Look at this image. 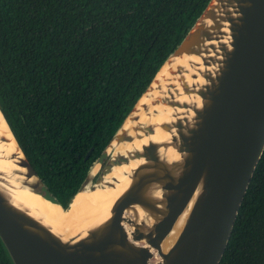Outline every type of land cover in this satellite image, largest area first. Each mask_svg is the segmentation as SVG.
Listing matches in <instances>:
<instances>
[{
	"label": "water",
	"instance_id": "obj_1",
	"mask_svg": "<svg viewBox=\"0 0 264 264\" xmlns=\"http://www.w3.org/2000/svg\"><path fill=\"white\" fill-rule=\"evenodd\" d=\"M0 114L17 148L0 152L18 168L0 169V243L11 264H219L264 150V0H208L66 207ZM20 189L65 212L79 193L117 194L65 235Z\"/></svg>",
	"mask_w": 264,
	"mask_h": 264
},
{
	"label": "trees",
	"instance_id": "obj_2",
	"mask_svg": "<svg viewBox=\"0 0 264 264\" xmlns=\"http://www.w3.org/2000/svg\"><path fill=\"white\" fill-rule=\"evenodd\" d=\"M207 2L0 0V109L63 207ZM219 264H264V150Z\"/></svg>",
	"mask_w": 264,
	"mask_h": 264
},
{
	"label": "bare ground",
	"instance_id": "obj_3",
	"mask_svg": "<svg viewBox=\"0 0 264 264\" xmlns=\"http://www.w3.org/2000/svg\"><path fill=\"white\" fill-rule=\"evenodd\" d=\"M156 119L158 120L159 118ZM162 135V133H159L158 137ZM0 137L5 138L4 141H0V152H4L5 155L17 153V148L15 147L1 114ZM0 169L10 173L11 170L18 168L13 164V161L0 158ZM115 190L116 189H102L92 193H79L66 212L62 211L59 206L51 204L42 199L39 195L27 190L20 189L17 191V195L23 202L42 213L46 220L57 230L62 231L65 235H72L78 229L85 227V225L96 219L101 210L110 207L117 194Z\"/></svg>",
	"mask_w": 264,
	"mask_h": 264
},
{
	"label": "flooded vegetation",
	"instance_id": "obj_4",
	"mask_svg": "<svg viewBox=\"0 0 264 264\" xmlns=\"http://www.w3.org/2000/svg\"><path fill=\"white\" fill-rule=\"evenodd\" d=\"M89 149H90V148H89ZM91 149H92V147H91ZM87 152H88V151H87ZM87 152H86V153H87ZM91 152H92V150H91ZM90 154H91V153H90ZM85 155H86V154H85ZM89 156H90V155H89ZM89 156H88V157H89ZM84 157H85V156H84ZM88 157H87V158H88ZM87 158H86V159H87ZM86 159H84V160H86Z\"/></svg>",
	"mask_w": 264,
	"mask_h": 264
}]
</instances>
